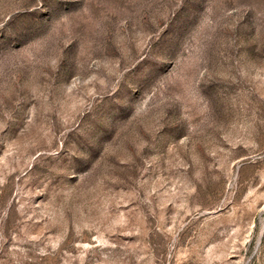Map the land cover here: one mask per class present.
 <instances>
[{
  "label": "rangeland",
  "instance_id": "obj_1",
  "mask_svg": "<svg viewBox=\"0 0 264 264\" xmlns=\"http://www.w3.org/2000/svg\"><path fill=\"white\" fill-rule=\"evenodd\" d=\"M0 264H264V0H0Z\"/></svg>",
  "mask_w": 264,
  "mask_h": 264
}]
</instances>
